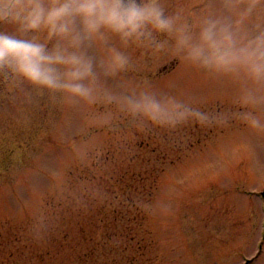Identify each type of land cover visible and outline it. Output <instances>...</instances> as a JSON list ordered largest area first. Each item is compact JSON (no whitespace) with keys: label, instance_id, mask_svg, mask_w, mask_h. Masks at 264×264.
<instances>
[{"label":"rangeland","instance_id":"obj_1","mask_svg":"<svg viewBox=\"0 0 264 264\" xmlns=\"http://www.w3.org/2000/svg\"><path fill=\"white\" fill-rule=\"evenodd\" d=\"M96 2L0 19L39 49L0 58V264H264V89L237 59L264 0H135V30Z\"/></svg>","mask_w":264,"mask_h":264},{"label":"clouds","instance_id":"obj_2","mask_svg":"<svg viewBox=\"0 0 264 264\" xmlns=\"http://www.w3.org/2000/svg\"><path fill=\"white\" fill-rule=\"evenodd\" d=\"M82 8L95 9L102 23L113 26L117 29H137L141 24L153 18L151 6H144L131 9L127 4L120 8L109 2V0H97L94 4H82ZM40 5L33 3V0H0V19L8 18L10 21H28L35 24L39 16ZM157 27H167L166 18L160 19ZM178 41L185 43L183 38L177 37ZM237 59L241 60L244 67L252 76L254 82L264 89V37L249 41L241 50ZM24 71V68H21ZM139 109V106H137ZM147 118L157 120V116L151 111L143 113ZM259 124V120L253 121Z\"/></svg>","mask_w":264,"mask_h":264},{"label":"snow or ice","instance_id":"obj_3","mask_svg":"<svg viewBox=\"0 0 264 264\" xmlns=\"http://www.w3.org/2000/svg\"><path fill=\"white\" fill-rule=\"evenodd\" d=\"M82 39H86V37H82ZM0 40H4L5 46L0 47V58L7 59L10 53L19 52L20 50L38 52L39 49L32 48L31 42L27 40L26 37L17 36L12 34L11 41L7 40L5 37L0 36ZM24 71L27 72L34 78L41 77V73L31 65H24ZM50 84H55V77H44Z\"/></svg>","mask_w":264,"mask_h":264},{"label":"flooded vegetation","instance_id":"obj_4","mask_svg":"<svg viewBox=\"0 0 264 264\" xmlns=\"http://www.w3.org/2000/svg\"><path fill=\"white\" fill-rule=\"evenodd\" d=\"M134 1H135V0H121L120 2H117V3H116V6H117V8H120V7H122L123 5L127 4V5L129 6V8L132 9L131 6L133 5Z\"/></svg>","mask_w":264,"mask_h":264},{"label":"trees","instance_id":"obj_5","mask_svg":"<svg viewBox=\"0 0 264 264\" xmlns=\"http://www.w3.org/2000/svg\"><path fill=\"white\" fill-rule=\"evenodd\" d=\"M5 64L3 63H0V87H1V84H2V77L4 76V70L2 69L3 68V66H4Z\"/></svg>","mask_w":264,"mask_h":264}]
</instances>
